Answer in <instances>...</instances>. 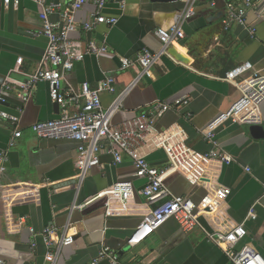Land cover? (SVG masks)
I'll list each match as a JSON object with an SVG mask.
<instances>
[{"label": "crops", "instance_id": "1", "mask_svg": "<svg viewBox=\"0 0 264 264\" xmlns=\"http://www.w3.org/2000/svg\"><path fill=\"white\" fill-rule=\"evenodd\" d=\"M69 1L46 0L59 5L49 15L51 21L61 19ZM186 1H110L104 13L116 16V24L83 31L80 26L95 9L88 0L76 12L77 29L69 34L73 54L83 53L89 40L105 44L109 51L75 62L62 82L64 89L78 88L82 82L95 87L110 73L116 93L103 92L100 99L104 108L117 96L120 99L111 126L149 110L155 101L166 102L171 107L157 115L154 130L181 131L186 144L196 152L165 182L173 194L192 198L201 227L183 231L177 220L170 218L144 241L130 246L127 239L149 210L141 193L146 180L134 175L128 156L115 164L111 154L101 152L98 157L103 167H92L80 182L75 164L77 142L40 138L32 132L35 122L59 116V107L50 100L45 82L27 85L46 47V38L34 35L40 29L41 7L31 0H20L17 6L0 0V84L7 81L12 86L4 93L0 108L20 117L21 131L9 146L13 126L0 120V152H8V160L0 168V259L7 264H91L102 246L113 249L120 264H231L206 231L239 224L246 230L242 242L251 244L264 257V101L236 121L228 120L214 129L219 147L233 157L230 164L201 158L212 145L200 132L210 129L217 116L240 99L253 84L254 71L264 75V1L256 11L246 12V26L255 28L250 37L239 24L231 22L224 28L226 3L242 4V0H214V5L213 0H195L194 15L183 24L184 38L171 45L184 61L167 52L148 74L139 67L120 69V57L160 49L155 30L169 28ZM243 62H250L252 70L236 83L224 80L228 70ZM25 92L29 96L24 102ZM254 126L260 130L254 132ZM142 152L155 167L167 163L162 149L144 147ZM117 182L131 186L132 195L125 202L112 196ZM252 205L254 216L247 217ZM109 209L113 211L110 215ZM64 226L74 236L73 244L58 253L47 249L41 230ZM47 252L57 253L53 263Z\"/></svg>", "mask_w": 264, "mask_h": 264}, {"label": "built area", "instance_id": "2", "mask_svg": "<svg viewBox=\"0 0 264 264\" xmlns=\"http://www.w3.org/2000/svg\"><path fill=\"white\" fill-rule=\"evenodd\" d=\"M5 5L11 1L17 6L20 0H2ZM41 7L39 14L40 29L35 36L46 38V47L35 71L29 75L27 85L31 86L38 82H45L48 86L49 98L57 103L59 116L56 119L42 120L31 125L32 132L40 138L68 139L77 142L78 158L76 168L79 181H83L88 171L94 167H103L98 157L99 153L106 152L112 155L113 163L122 161L124 155L128 156L134 167V175L146 180L141 190L149 210L141 217L133 232L127 239V244L134 246L144 241L162 224L174 218L183 231H189L200 226L196 211L197 206L188 196L175 195L171 192L165 180L168 176L178 171L192 156L196 154L184 141L181 131L156 132L154 130L157 115L166 112L171 106L166 102L155 101L149 110L131 118L119 126H111L112 115L120 107V99L117 96L111 105L104 108L100 95L103 92L116 93L114 77L105 74L104 78L95 87L87 82H82L78 88L62 87L66 80V74L75 62L82 61L85 56L99 57L106 54L109 49L103 43L89 40L83 53L73 54L70 51L72 40L69 34L77 29L75 14L88 0H70L64 7L59 21H51L49 15L55 11L58 4L47 3L46 0H31ZM116 0H91L94 10L88 19L80 26L83 31H91L100 24L113 26L118 18L107 16L104 13L106 4ZM264 0H242L227 2L225 9L224 28L233 22L246 28L250 37L255 34L254 27L246 26L247 10L256 11L259 3ZM195 0H187L184 10L174 16V21L169 28L158 27L155 35L160 42V49L152 52L144 49L135 57H120V69H135L139 67L143 74H148L151 66L157 63L162 55L167 54V48L179 42L185 36L184 22L194 15ZM214 5V0L211 2ZM21 63V58L17 59ZM250 62H243L228 70L224 80L236 83L246 72L252 70ZM253 84L249 86L240 99L227 111L221 113L210 124L211 128L201 130L204 139L212 145V148L201 155L203 159H217L224 164H230L233 157L219 147L214 129L228 120L236 121L239 116L250 107H256L264 101V75L258 71L252 73ZM11 84L7 81L0 84V104L5 102L4 93L11 90ZM129 88L125 89L127 91ZM28 92L22 95L25 102ZM20 117L13 115L0 108V120H7L13 126L9 146L15 143V139L21 136L18 126ZM144 147L162 149L166 155L167 163L158 168L149 163L142 152ZM8 160V152H0V168ZM264 190V182L261 183ZM113 198L125 202L132 195L129 183L117 182L113 186ZM113 211L107 210L110 215ZM254 216L253 205L249 208L247 217ZM22 224V218L18 219ZM33 232V228H30ZM47 249L54 248L57 253L62 247L72 245L74 236L68 232L67 226L60 230L56 227H45L39 233ZM209 240L215 243L230 260L231 264H264V257L249 243H243L246 230L243 224L236 225L227 230L214 229L206 231ZM56 254L47 252L50 262L53 263ZM107 260L108 264H120L118 254L109 246H102L98 255L91 264H100ZM0 264H7L0 259Z\"/></svg>", "mask_w": 264, "mask_h": 264}, {"label": "water", "instance_id": "3", "mask_svg": "<svg viewBox=\"0 0 264 264\" xmlns=\"http://www.w3.org/2000/svg\"><path fill=\"white\" fill-rule=\"evenodd\" d=\"M162 1H165V2H174V1H177V0H162ZM167 52L168 54H170L172 57H174L175 59L179 60V61H184V56L178 52H176V50L173 48V46H169L167 48ZM54 105L58 107L57 103L54 102ZM255 130H260V127L259 126H254L253 127V131L255 132Z\"/></svg>", "mask_w": 264, "mask_h": 264}]
</instances>
